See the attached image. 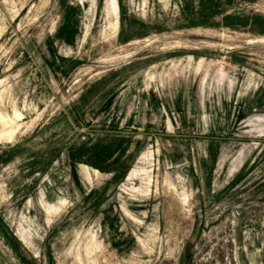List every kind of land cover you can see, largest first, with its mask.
I'll list each match as a JSON object with an SVG mask.
<instances>
[{"label":"rangeland","instance_id":"rangeland-1","mask_svg":"<svg viewBox=\"0 0 264 264\" xmlns=\"http://www.w3.org/2000/svg\"><path fill=\"white\" fill-rule=\"evenodd\" d=\"M117 4L0 0V264H264V0Z\"/></svg>","mask_w":264,"mask_h":264},{"label":"bare ground","instance_id":"bare-ground-1","mask_svg":"<svg viewBox=\"0 0 264 264\" xmlns=\"http://www.w3.org/2000/svg\"><path fill=\"white\" fill-rule=\"evenodd\" d=\"M106 8L109 14H118V4L117 0H106ZM118 23V22H117ZM0 119L3 121L4 124H7V120L3 115H0ZM2 135H7L11 137L13 135V131L3 130ZM147 169H133L129 174L128 180H132L138 176L147 175Z\"/></svg>","mask_w":264,"mask_h":264},{"label":"trees","instance_id":"trees-1","mask_svg":"<svg viewBox=\"0 0 264 264\" xmlns=\"http://www.w3.org/2000/svg\"><path fill=\"white\" fill-rule=\"evenodd\" d=\"M229 25L232 26L231 23H229Z\"/></svg>","mask_w":264,"mask_h":264}]
</instances>
